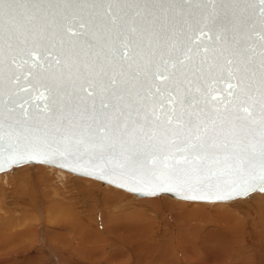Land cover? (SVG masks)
<instances>
[{"label":"snow or ice","instance_id":"6c2138e0","mask_svg":"<svg viewBox=\"0 0 264 264\" xmlns=\"http://www.w3.org/2000/svg\"><path fill=\"white\" fill-rule=\"evenodd\" d=\"M25 162L145 195L264 191V0H0V170Z\"/></svg>","mask_w":264,"mask_h":264},{"label":"rangeland","instance_id":"374dc122","mask_svg":"<svg viewBox=\"0 0 264 264\" xmlns=\"http://www.w3.org/2000/svg\"><path fill=\"white\" fill-rule=\"evenodd\" d=\"M29 168V169H28ZM17 169L19 170V169H28V170H31V171H37L38 169H42V171H40V172H38L37 173V177H36V175H35V177H33V179L31 178V179H25L24 181L27 183V189H26V192L24 193V195L23 194H17V193H15V191L12 193V195H10L9 194V213H11L12 215H14L16 218H19V219H17L16 220V222H18V221H20V223L21 224H24V225H29L30 223H31V225H32V229H33V226H34V229L36 230V228H37V226H35V224L33 225V223H34V220L32 219V215H34V212H36V203L38 202V201H40L41 203H43L42 204V210L41 211H46L47 209H48V204L49 203H56V202H58V203H56L57 204V206H58V209L59 210H61L62 211V208H63V205H64V207H65V209L63 208V211L64 210H68V209H70V210H72V212L73 213H75L77 216H79L80 218L79 219H81V222H83L84 224H86V225H88V223H89V228L87 227V229L88 230H90L89 231V233L91 232V235L93 234L94 236H90V238H91V240H90V238H89V240H90V243L91 242H97V241H99V243H100V245L99 246H96V247H93L94 249H92V248H89L88 247V245L90 244L89 242H87L86 244H84V243H82L81 244V246H80V248L78 247V249H81V248H84V250L86 251V250H88V252L87 253H91V252H93V253H91L92 255H91V257H92V259L91 260H86V259H84L83 258V261H82V259H80V258H78L77 256H76V254H73V253H70V254H72V255H70V254H68V252L67 253H64V254H62V256L64 257L63 259H61L62 257L59 255V253L58 252H60L59 250H55V249H59V247H56V248H54V244L52 245V243H50V242H54V241H51V239L50 240H48V238H46L45 240H39V237H38V233L34 236L36 239H37V241H36V244L35 245H37L36 246V249L35 250H33L32 251V247L30 248V249H28V247H27V249L26 248H24V247H21V248H19V249H14L13 251H9V252H12V253H9L8 255H6L5 257H3V258H1L2 260H5V259H7L6 261H7V263L5 262L4 263V261L2 262L1 261V259H0V264H65V262H66V264H70L72 261V263L71 264H76V263H78V264H85V263H87V264H96L98 261V263L97 264H106V263H104V261L103 260H107L108 259V257H110V256H113V257H115V258H117V259H115V260H119V259H125L127 256H129L130 254H129V252L128 251H130V248H132V247H130V245L127 243V242H125L124 241V244L125 245H123L122 243H123V241H118L117 239H116V237H117V232L115 231V229L116 228H120V229H122V228H124L125 226L127 227V228H130V227H135V226H139V225H145V228L144 227H142V230H145L146 231V233L145 234H148L149 236H147V239H148V241L147 242H152V241H154L155 239V241L156 242H158V246H161L160 248H164L165 247V249H163V250H165L166 251V249H169L170 247H171V244H172V240H174V239H172L173 238V236H174V238L175 239H177L178 238V240L179 241H182L183 239L181 238V237H183L184 239H186L187 240V238H189V242H192L195 238L196 239H200L199 241L200 242H204V239H206V233H205V231L207 232V230H209V229H212V228H210V227H213V225H212V222L210 223L209 222V220H207V223L204 221H202V220H200V219H196V218H194L193 216V218L191 217V219H190V217L188 218V219H183V218H175V215H176V213L178 212H181V211H184L183 209H181L180 207H177V206H173V205H165L163 208H161V209H155L153 206L152 207H150L151 205L149 204V201H152V200H157V201H160V202H162V200H167L168 201V199H171V200H173V198L174 197H171V196H168V195H160V196H154V197H141V198H136L134 195H132L131 193H129V192H127V191H125V190H122V189H119V188H117V189H119V190H122V191H124L125 192V194H124V196H122L121 198L123 199L122 201H121V198L119 197H117V196H114V195H111V194H107V193H105L104 192V188L106 187L105 185H107V186H112V185H109V184H103L102 182H100V181H98V180H95V179H91V178H86V177H82V176H77V175H73V174H71V173H69V172H67V171H64V170H61V169H58V168H54V167H51V166H47V165H44V164H34V165H31V164H25V165H22V166H19V167H16V168H13L11 171H6V172H2V173H0V182H1V180H2V178L8 173V176L12 179V181H13V178L15 177V173H16V171H17ZM61 175H66V177L68 178L67 180H65L64 181V186H61V184H60V176ZM62 180H64L65 178L62 176ZM36 179V180H35ZM33 180V181H32ZM48 182V184H55L56 186H57V188L59 189L58 191V193H56V194H54L55 192H53L52 191V189L51 190H49V188H48V186H46V182ZM17 182L19 183V179L17 180ZM96 183V184H95ZM99 183V184H98ZM62 184V185H63ZM16 184L15 183H12L11 184V188H10V190H12L13 188L15 189L16 188ZM36 186H37V188H36ZM116 188V187H115ZM27 190H28V192H27ZM123 192V193H124ZM256 194H258V195H256ZM255 194V196H251L250 198H249V200L248 199H245V198H238V199H235V200H232V201H229V202H198V201H186V200H183V201H186V202H189V203H191V202H193V203H195V204H202V205H205V207H204V209H202L201 210V214L203 215L202 217H204V216H206V217H208V216H212L213 215V213H215L216 211H218V210H216V209H214L216 206H213V205H215V204H219V203H225V204H227L226 206V209H228V207L229 208H231V209H228V210H230V211H233L234 213H236V214H238V216L241 218V219H243L244 220V222H243V225H246V226H244V231L246 230V232H247V229H253L254 228V231H255V229H256V231L255 232H257L256 234H255V236H254V232H252L251 230L249 231L248 230V232H252L253 233V235H252V233H251V235L253 236H249L250 237V240L251 241H249V243L247 242V240L246 239H244L242 236H243V234H238L237 235V237H235V240L234 241H241V239H244L243 241L244 242H246V243H248V244H246V246H244L243 248H241L242 250H241V254H234V256H232V257H237V256H239L240 257V255L242 256V251L244 250V252H246V254H247V256H246V254L243 252V254L245 255H243L244 257L243 258H249L248 259V261H247V264H257V262L259 261V260H261L262 261V259H263V264H264V237H263V233H264V218L261 216V214L259 213L260 211H263L264 210V204H262V201H260V199H261V196H263L264 197V194H262V193H256ZM111 195V197H109ZM36 196H38V197H36ZM20 197H22V200H20V201H17V203H16V201L15 200H18ZM34 197H36L35 199H34V203L33 204H31L30 202H31V200L34 198ZM162 197V198H161ZM171 197V198H170ZM256 197H257V199H256ZM116 199V200H113V199ZM118 198V199H117ZM125 198V199H124ZM159 198V199H158ZM161 198V199H160ZM168 198V199H167ZM258 198H260L259 199V201H257L258 200ZM120 199V200H119ZM129 199V200H128ZM176 199H178V198H176ZM256 199V200H255ZM117 200H119V201H117ZM180 200H182V199H180ZM243 200V201H242ZM252 200V201H251ZM107 201V202H106ZM239 201H241V203L239 202ZM234 202H238V205H237V203L236 204H234ZM250 202V203H249ZM259 202V203H258ZM116 203V204H115ZM146 203V204H145ZM247 203H249V204H247ZM6 204L8 205V203L6 202ZM114 204H115V206H114ZM148 204V205H147ZM224 204V205H225ZM232 204V205H231ZM234 204V205H233ZM241 204H242V206H241ZM245 204V205H244ZM251 204V205H250ZM256 204V205H255ZM262 204V205H261ZM229 205V206H228ZM62 206V207H61ZM213 206V207H212ZM238 206V207H237ZM244 206V207H243ZM251 206V207H250ZM257 206L259 207V208H257ZM112 207V208H111ZM120 207H121V209H120ZM139 207H141V208H139ZM143 207V208H142ZM170 207V208H169ZM171 207H172V209H171ZM174 207V208H173ZM208 207H210L209 209H208ZM243 207V208H242ZM140 210H144L145 211V213L148 215V217L150 218H146V217H144L143 219H138L137 217H138V215H134L133 214V212L134 213H137L136 211H139V209ZM207 208V209H206ZM214 209V211H213V213H212V211L211 210H213ZM237 208V209H236ZM253 208V209H252ZM255 208V209H254ZM112 209H114V210H112ZM132 209V210H131ZM152 209V212L150 213V210ZM235 209V210H234ZM244 210V211H248V213H246L245 215L246 216H244L242 213H244V211H242V210ZM251 209V210H250ZM258 209L260 210V211H258ZM149 210V211H148ZM158 210V211H157ZM173 210V211H172ZM177 210V211H176ZM209 212H208V211ZM75 211V212H74ZM156 211V212H155ZM168 213V214H172V216L174 217H171V215H170V217L168 216V215H164L163 214V212L164 213H166V212ZM239 211V212H238ZM254 211H255V213H254ZM129 212H130V214H129ZM149 212V213H148ZM158 212V213H157ZM171 212V213H170ZM226 212H227V210H226ZM79 215H78V214ZM177 213V214H178ZM257 213V214H256ZM151 214V215H150ZM153 214V215H152ZM201 214L199 215V217H201ZM39 215V214H38ZM117 215H119V217H120V219H119V217L117 216ZM131 215V216H130ZM135 217H134V216ZM162 215H164V216H162ZM250 215V216H249ZM84 216V217H83ZM153 216V217H152ZM161 216V217H160ZM248 216V217H247ZM115 217V218H114ZM116 217H118L117 219H116ZM132 217L133 218H136V219H132ZM160 217V218H159ZM162 217H164V220H163V222H162V220L161 219H163ZM169 217V218H168ZM246 217H247V219L249 218H253L254 219V221L255 220H257V222H253L252 221V219L251 220H247L246 219ZM130 218V219H129ZM157 218H158V220H157ZM166 218V219H165ZM138 219V220H137ZM160 219V220H159ZM178 219V220H177ZM194 219H196V221H194ZM207 219V218H206ZM117 220V221H116ZM119 220H121V221H119ZM128 220H129V222H128ZM135 220V221H134ZM143 220H146V221H143ZM171 220V222L169 223V221ZM174 220V221H173ZM180 220V221H179ZM189 220V221H188ZM193 220V221H192ZM242 220V221H243ZM248 222H247V221ZM259 220H260V223H262V224H259L258 222H259ZM86 221V222H85ZM137 221H139V222H137ZM162 222V223H160V222ZM178 221V222H177ZM246 221V222H245ZM253 223H252V222ZM90 222H91V224H90ZM131 222H133V223H131ZM136 222V223H135ZM141 222V223H140ZM145 224H144V223ZM147 222V223H146ZM164 222H166V223H164ZM176 222H177V224H176ZM187 224H186V223ZM190 222V223H189ZM197 222V223H196ZM107 225H106V224ZM115 223V224H114ZM117 223V224H116ZM157 223V224H156ZM159 223V224H158ZM165 224V228H164V224ZM168 223H169V225H168ZM178 223H179V225H181L182 223V225L185 227V229H184V227L181 225V227H178L179 225H178ZM192 223H194V224H192ZM199 223V224H198ZM205 223L206 224H208V226L206 227L205 226ZM250 223H252V224H250ZM255 223H258V224H255ZM192 224V225H191ZM202 224V225H201ZM248 224V225H247ZM92 225H95V226H92ZM109 225V226H108ZM147 225V226H146ZM154 225V226H153ZM159 225V226H158ZM167 225V226H166ZM199 225H200V227H199ZM253 225V226H252ZM261 225V228H260V230H261V232L259 233L258 231H259V226ZM52 226V225H51ZM49 227V228H51L52 230H54V231H58V233L59 234H61V238L62 239H59V237H58V240L60 241L61 240V242H64V244H70V237H68V236H70V234H73L72 232H70L69 230L71 229V227H66V226H68V224H64V226H59L62 230H63V228H64V230L62 231L61 229L59 230V227H54V228H52V227ZM70 226V225H69ZM153 226V227H152ZM174 226V227H173ZM187 226H189V227H187ZM191 226H193V227H191ZM197 226V227H196ZM256 226V227H255ZM94 227V228H93ZM154 227H155V229H154ZM158 227V228H157ZM195 227V228H194ZM198 227H199V229H198ZM247 227H249V228H247ZM257 227H258V229H257ZM16 228V227H15ZM29 228H31V226H29ZM93 228V229H92ZM104 228H106V229H104ZM170 228V229H169ZM173 228H175V229H173ZM176 228L178 229V228H180V229H178L177 231H176ZM189 228V229H188ZM196 228L198 229L197 230V232L195 231H193V230H196ZM205 230H204V229ZM33 229V230H34ZM98 229V230H97ZM159 229V230H158ZM162 229V230H161ZM173 229V230H172ZM204 231H203V230ZM207 229V230H206ZM101 230V231H100ZM108 230V231H107ZM113 230V231H112ZM151 230H153V233H151L152 231ZM157 230V231H156ZM165 230V232H167V233H163V232H161V231H164ZM187 230V231H186ZM262 230H263V233H262ZM150 231V232H149ZM159 231V232H158ZM170 231V232H169ZM172 231V232H171ZM185 231H186V233H189L187 236L185 235ZM188 231H191V232H188ZM67 232V233H66ZM107 232V233H106ZM115 232V233H114ZM169 232V233H168ZM180 232V233H179ZM194 234H193V233ZM204 232V233H203ZM67 236H65L64 234ZM171 233V235H169ZM198 234V237H197V234ZM108 236H107V235ZM181 234H184V235H181ZM153 235H154V237H153ZM163 235H165L164 237H162ZM175 235H177V236H175ZM193 235H196V236H193ZM242 235V236H241ZM258 235V236H257ZM259 235H261L262 237H260ZM159 236H161V238H162V241H161V238L159 237ZM166 236H169V238L168 237H166ZM179 236V237H178ZM202 237V239H201V237ZM208 236V235H207ZM241 236V237H240ZM33 237V238H34ZM94 237H96V238H94ZM104 237V238H103ZM107 237V238H106ZM112 237V238H111ZM240 237V238H239ZM256 237V239L258 240V238H259V240H258V243H256L257 241H255L256 239H254ZM33 238H31L30 237V239L29 240H31L32 241V239ZM57 238V237H56ZM65 238H69V239H65ZM95 239V241H94V239ZM111 238V239H110ZM236 238H238V239H236ZM93 239V240H92ZM106 239H108L109 240V242H108V240L106 241ZM158 239V240H157ZM160 239V240H159ZM168 239V240H167ZM172 239V240H171ZM252 239H253V241H252ZM261 239V240H260ZM263 239V240H262ZM47 240H48V242H47ZM63 240V241H62ZM102 240H103V243H102ZM150 240V241H149ZM57 241V240H56ZM112 241V242H111ZM160 241V242H159ZM165 241H167L166 243H165ZM170 243H169V242ZM183 241H185V240H183ZM206 241V240H205ZM260 241V242H259ZM261 241H263V242H261ZM40 242H42V243H40ZM69 242V243H68ZM106 242H108V244L106 243ZM188 242V241H187ZM195 242V241H194ZM198 242V241H197ZM229 242V243H228ZM40 243V244H39ZM45 243V244H44ZM228 243V244H227ZM227 245H223L224 247H228V248H230L232 245H230L229 246V244H232V242L230 243V241L228 240L227 241ZM28 244V243H27ZM39 244V245H38ZM48 244V245H47ZM107 244V245H106ZM29 245H31V244H29ZM41 245V246H40ZM45 246V248H49V249H52L53 250V252H55L54 254V258H51V259H42L41 258V260L42 261H40V258L38 257V255L41 253V251H42V246ZM53 247H52V246ZM76 245V244H75ZM129 245V246H128ZM28 246V245H27ZM102 246V247H101ZM116 247V248H115ZM128 247V248H127ZM130 247V248H129ZM238 247H240V245H238V244H234V249H237ZM248 247L249 248H253V249H249L250 251H247L248 250ZM39 248V249H38ZM77 248V247H76ZM86 248V249H85ZM102 248V249H101ZM114 248V249H113ZM44 249V248H43ZM108 249V250H107ZM112 249V250H111ZM233 249V250H234ZM247 249V250H246ZM257 249V250H256ZM258 249L260 250V251H258ZM39 250V251H38ZM55 250V251H54ZM97 250V251H96ZM105 250V251H104ZM127 250V251H126ZM252 250V251H251ZM35 251V252H34ZM101 251V253H99V252ZM106 251H108V252H106ZM36 254H34V253ZM39 252V253H38ZM57 252V253H56ZM254 252V253H253ZM260 252H261V254H260ZM262 252H263V255H262ZM106 253L108 254V255H106ZM122 253H125L126 255L124 256V257H121V254ZM251 253V254H250ZM253 253V254H252ZM257 253V254H256ZM101 254H103V255H101ZM116 254H118V255H116ZM260 256H259V255ZM34 255V256H33ZM67 255H69L68 257L69 258H67ZM252 255L254 256L253 257V259L252 258H250V257H252ZM262 255V256H261ZM65 256H66V258H67V260H66V258H65ZM71 256V257H70ZM90 256V255H89ZM119 256V257H118ZM250 256V257H249ZM7 257V258H6ZM34 257H36V258H39V260L38 259H35ZM56 257V258H55ZM77 257V258H76ZM71 258V259H70ZM94 258H96V259H98L97 261H95L94 260ZM119 258V259H118ZM255 258V259H254ZM258 258V259H257ZM261 258V259H260ZM65 259V260H64ZM71 261H70V260ZM73 259V260H72ZM99 259H101V260H99ZM103 259V260H102ZM47 260V261H46ZM75 260V261H74ZM77 260H79V261H77ZM251 260V261H250ZM58 261V262H57ZM65 261V262H64ZM88 261V262H87ZM69 262V263H68ZM81 262H83V263H81ZM89 262H91V263H89ZM128 262V261H127ZM252 262H254V263H252Z\"/></svg>","mask_w":264,"mask_h":264},{"label":"bare ground","instance_id":"6f19581e","mask_svg":"<svg viewBox=\"0 0 264 264\" xmlns=\"http://www.w3.org/2000/svg\"><path fill=\"white\" fill-rule=\"evenodd\" d=\"M29 169V168H28ZM28 169H17L16 173H15V177L13 178V181L12 179L8 176V173L2 178L1 182H0V259L5 257L6 255H8L9 253H12V252H9V251H13L14 249H19L21 247H24L27 249H30L32 247V251L36 249V241L37 239L34 237L37 233H38V237H39V240H45L46 238H48V240L51 239V241H54V242H50L52 243V245L54 244V248L56 247H59V249H55V250H59L60 252L59 255L62 257L61 259H63L64 257L62 256V254L64 253H67L70 254V253H73V254H76V256L80 259H82L83 261V258L86 259V260H91L92 257H91V253H87L88 250H84V248H81V249H78V247L80 248L81 244L84 243L86 244L87 242L90 243V236H94L93 234L91 235V232L89 233L90 230L87 229V227L89 228V223L88 225L84 224L83 222H81V219H79L80 217L77 216L75 213L72 212V210L70 209H66L63 211V208L65 209L64 205H63V208H62V211L58 209V206L56 203H49L48 204V209L44 212V211H41L43 208H42V204L40 201H38L36 203V212H34V215H32V219L34 220V223L33 225L35 224V226H37L36 230L34 229V226H33V229H32V225L31 223L29 225H24V224H21L20 221L16 222L17 219L19 218H16L14 215H12L11 213H9V194L12 195V193L15 191V193L17 194H23L26 192V189H27V183L24 181L25 179H33V177H37V173L42 171V169H38L37 171H31V170H28ZM41 173V172H40ZM62 176L65 178L64 180H62ZM19 179V183L17 182V180ZM68 178L66 177V175H61L60 176V184L61 186H64V181L67 180ZM36 180V179H35ZM33 181V180H32ZM46 182V181H45ZM12 183H15L17 186L16 188L10 190L11 188V184ZM56 184V183H55ZM55 184H48V182H46V186H48L49 190L52 189L53 192H55L54 194L58 193L59 189L57 188V186ZM63 184V185H62ZM96 184V183H95ZM99 184V183H98ZM106 187L104 188V192L107 193V194H111V195H114V196H117L118 198L124 196L125 192L122 191V190H119L117 189V187L115 188L114 186H107L105 185ZM37 188V186H36ZM28 192V190H27ZM124 192V193H123ZM256 193H253L251 194L250 196H248L247 198L245 199H248L253 195L255 196ZM111 195L109 197H111ZM258 195V194H256ZM38 197V196H36ZM34 197L32 200H31V204L34 203V199L36 198ZM117 198V199H118ZM162 198V197H161ZM160 198V199H161ZM171 198V197H170ZM113 199V198H112ZM125 199V198H124ZM159 199V198H158ZM168 199V198H167ZM257 199V197H256ZM255 199V200H256ZM260 198H258L257 201H259ZM22 200V197H20L18 200H15L16 203L17 201H20ZM113 200H116V199H113ZM120 200V199H119ZM117 200V201H119ZM123 199L121 198V201ZM129 200V199H128ZM243 201V200H242ZM252 201V200H251ZM260 201H262V204H264V197L261 196V199ZM259 201V202H260ZM6 202L8 203V205L6 204ZM107 202V201H106ZM241 203V201H239ZM258 202V203H259ZM238 205V202H234V204ZM250 203V202H249ZM247 203V204H249ZM59 204V203H58ZM116 204V203H115ZM114 204V206H115ZM146 204V203H145ZM149 204L151 205L150 207H154L155 209H161L163 208L165 205H175L177 207H180L181 209H183L184 211H181V212H177L176 215H175V218H183V219H188L190 217L193 216L194 218L196 219H200L202 220L203 222L205 221L207 223V220H209V222L211 221L212 222V225L213 227H210L212 229H209L207 230V232L205 231L206 233V239H204V242H200L199 240L200 239H194L192 242H189V238L184 239L183 237H181L183 240L185 241H179L178 238L175 239L174 236L172 239V244H171V247L169 249H165V247L162 249L160 248L161 246H158V242H156L155 240L152 241V242H147L148 239H147V236H149L148 234H145L146 231L145 230H142V227L145 228V225H139V226H135V227H130V228H127L126 226L122 229L120 228H116L115 231L117 232V237L116 239L118 241H123V245L124 244V241L127 242L130 247V251L129 252V256H127L125 259H119V260H115L117 258L113 257V256H110L108 257L107 260H103L104 263L106 264H247V261L249 258H243L245 255L243 254L244 250L242 251V256L240 255L239 256H235V257H232L234 256V254H241V248H243L244 246H246V244L249 243L250 240V237L253 235L252 232H254V236L257 232L256 229L254 231V228L253 229H250L252 232H248L249 229H247V232L246 230L244 231V226L246 225H243V222L244 220L241 219L238 214L234 213L233 211H230L228 209H231L228 207V209H226V205L227 204H215L213 206H216L214 209L218 210L216 211L215 213H213L214 209L211 210L213 215L212 216H204L202 217L203 215L201 214V210L204 209L205 205H202V204H195L193 202L189 203V202H186V201H183V200H180V199H176V198H173V200L171 199H168L167 200H162V202L160 201H157V200H152V201H149ZM233 204V205H234ZM261 204V205H262ZM148 205V204H147ZM232 205V204H231ZM245 205V204H244ZM251 205V204H250ZM256 205V204H255ZM174 206V207H175ZM212 206V207H213ZM242 206V204H241ZM264 206V205H263ZM62 207V206H61ZM173 207V208H174ZM238 207V206H237ZM244 207V206H243ZM242 207V208H243ZM251 207V206H250ZM112 208V207H111ZM141 208V207H139ZM138 208V209H139ZM143 208V207H142ZM170 208V207H169ZM210 207H208L209 209ZM257 208H259L257 206ZM121 209V207H120ZM172 209V207H171ZM207 209V208H206ZM237 209V208H236ZM253 209V208H252ZM255 209V208H254ZM114 210V209H112ZM132 210V209H131ZM227 210V212H226ZM235 210V209H234ZM242 210V209H241ZM251 210V209H250ZM149 211V210H148ZM158 211V210H157ZM173 211V210H172ZM177 211V210H176ZM208 211V210H207ZM244 211V210H242ZM258 211H260L258 209ZM137 213H134V215H138V219H143L144 217H146L147 219L149 218L148 215L145 213L144 210H140L139 211H136ZM152 212V209L150 210V213ZM156 212V211H155ZM166 212V211H165ZM168 212V211H167ZM164 213V215H168L170 217H173L172 214H168V213ZM209 212V211H208ZM239 212V211H238ZM149 213V212H148ZM158 213V212H157ZM171 213V212H170ZM248 213V211H244V213H242L244 216H246L245 214ZM255 213V211H254ZM261 214V216L264 218V210L263 211H260L259 212ZM39 214V215H38ZM130 214V212H129ZM201 214V217H199V215ZM257 214V213H256ZM133 215V216H134ZM151 215V214H150ZM153 215V214H152ZM162 215V216H164ZM119 217V215H117ZM131 216V215H130ZM250 216V215H249ZM84 217V216H83ZM116 217V219L118 218ZM135 217V216H134ZM153 217V216H152ZM161 217V216H160ZM159 217V218H160ZM168 217V218H169ZM192 217V218H193ZM248 217V216H247ZM246 217V219H247ZM82 218V217H81ZM115 218V217H114ZM163 220H164V217H162ZM174 218V217H173ZM207 218V219H206ZM120 219V217H119ZM130 219V218H129ZM132 219H136V218H133ZM137 219V220H138ZM150 219V218H149ZM166 219V218H165ZM196 219H194V221H196ZM253 222H257V220L254 221L253 218H248L247 220H251ZM158 220V218H157ZM160 220V219H159ZM178 220V219H177ZM243 220V221H242ZM246 220V221H247ZM117 221V220H116ZM121 221V220H119ZM135 221V220H134ZM143 221H146V220H143ZM174 221V220H173ZM180 221V220H179ZM189 221V220H188ZM193 221V220H192ZM245 221V222H246ZM247 221V222H248ZM251 221V222H252ZM86 222V221H85ZM129 222V220H128ZM139 222V221H137ZM160 222V221H159ZM160 222V223H162ZM171 222V220L169 221V223ZM178 222V221H177ZM176 222V224H177ZM210 222V223H211ZM250 222V221H249ZM252 222V223H253ZM133 223V222H131ZM136 223V222H135ZM141 223V222H140ZM144 223V222H143ZM147 223V222H146ZM166 223V222H164ZM163 223V224H164ZM168 223V225H169ZM172 223V222H171ZM186 223V222H185ZM190 223V222H189ZM197 223V222H196ZM205 223V226L207 227L208 224ZM250 223V224H252ZM259 224H262L260 223V220L258 222ZM258 223H255V224H258ZM64 224H68V226H66L67 228L68 227H71V229L69 230L70 232H72L73 234H70V239L69 238H65V239H69L70 240V244H64V242H61V240L59 241L58 240V237L59 239H62L61 238V234L58 233V231H54L52 230L51 228H49L51 225L52 228H56V227H59V226H64ZM91 224V222H90ZM106 224V223H105ZM115 224V223H114ZM117 224V223H116ZM145 224V223H144ZM157 224V223H156ZM159 224V223H158ZM183 224V223H182ZM181 224V225H182ZM187 224V223H186ZM194 224V223H192ZM191 224V225H192ZM199 224V223H198ZM70 225V226H69ZM107 225V224H106ZM179 225V223H178ZM181 225H179L178 227H181ZM202 225V224H201ZM248 225V224H247ZM263 225V224H262ZM29 226H31V228H29ZM92 226H95V225H92ZM109 226V225H108ZM147 226V225H146ZM154 226V225H153ZM152 226V227H153ZM159 226V225H158ZM167 226V225H166ZM170 226V225H169ZM183 226V225H182ZM253 226V225H252ZM16 227V228H15ZM65 227V226H64ZM174 227V226H173ZM184 227V226H183ZM189 227V226H187ZM193 227V226H191ZM197 227V226H196ZM200 227V225H199ZM198 227V229H199ZM256 227V226H255ZM94 228V227H93ZM92 228V229H93ZM158 228V227H157ZM164 228H165V224H164ZM195 228V227H194ZM249 228V227H247ZM261 228V225L259 226V233L261 232L260 230ZM61 228L59 227V230ZM69 229V228H68ZM106 229V228H104ZM155 229V227H154ZM170 229V228H169ZM175 229V228H173ZM172 229V230H173ZM180 229V228H178ZM176 228V231L178 230ZM185 229V227H184ZM189 229V228H188ZM196 228V230H193L194 232L198 230ZM204 229V228H203ZM202 229V230H203ZM258 229V227H257ZM62 230V229H61ZM64 230V228H63ZM62 230V231H63ZM98 230V229H97ZM159 230V229H158ZM162 230V229H161ZM205 230V229H204ZM203 230V231H204ZM249 230V231H250ZM264 230V229H263ZM263 230H262V233H263ZM101 231V230H100ZM108 231V230H107ZM113 231V230H112ZM153 233V230H151ZM157 231V230H156ZM187 231V230H186ZM185 231V235L189 234V233H186ZM150 232V231H149ZM159 232V231H158ZM161 232H165L164 231H161ZM170 232V231H169ZM168 232V233H169ZM172 232V231H171ZM188 232H191V231H188ZM67 233V232H66ZM107 233V232H106ZM115 233V232H114ZM167 233V232H165ZM180 233V232H179ZM193 233V232H192ZM204 233V232H203ZM252 233V235H251ZM64 234V233H63ZM194 234V233H193ZM197 234V233H196ZM240 235V234H243V238L247 240L248 243L244 242L243 240L244 239H241V241H234L235 240V237H237V235ZM65 235V234H64ZM107 235V234H106ZM171 235V233L169 234ZM181 235H184V234H181ZM186 235V236H187ZM208 235V236H207ZM238 235V236H239ZM66 236V235H65ZM108 236V235H107ZM165 235H163L162 237H164ZM177 236V235H175ZM193 236H196V235H193ZM240 236V237H241ZM250 236V237H249ZM258 236V235H257ZM260 237H262L261 235H259ZM31 238V240H29ZM57 237V238H56ZM67 237V236H66ZM150 237V236H149ZM154 237V235H153ZM161 238V236H159ZM169 238V236H166ZM179 237V236H178ZM197 237H198V234H197ZM201 237V236H200ZM239 237V238H240ZM253 237V236H252ZM251 237V238H252ZM259 237V238H260ZM263 237H264V233H263ZM90 238V240H89ZM96 238V237H94ZM93 238V239H94ZM104 238V237H103ZM107 238V237H106ZM112 238V237H111ZM110 238V239H111ZM258 238V240H259ZM92 239V240H93ZM97 239V238H96ZM202 239V237H201ZM238 239V238H236ZM256 239V237L254 238ZM47 240V242H48ZM57 240V241H56ZM108 239H106L107 241ZM158 240V239H157ZM160 240V239H159ZM168 240V239H167ZM206 240V241H205ZM230 241V243L232 242V244H229L232 245L230 248H228L227 244V241ZM239 240V239H238ZM258 240L256 239L255 241H257L256 243H258ZM261 240V239H260ZM263 240V239H262ZM63 241V240H62ZM95 241V239H94ZM150 241V240H149ZM161 241H162V238H161ZM188 241V242H187ZM195 241V242H194ZM198 241V242H197ZM253 241V239H252ZM109 242V240H108ZM108 242H106L108 244ZM112 242V241H111ZM160 242V241H159ZM167 241H165L166 243ZM169 242V241H168ZM260 242V241H259ZM263 242V241H261ZM28 243V244H27ZM42 243V242H40ZM39 243V244H40ZM69 243V242H68ZM102 243H103V240H102ZM170 243V242H169ZM227 243V244H226ZM264 243V242H263ZM31 244V245H29ZM38 244V245H39ZM45 244V243H44ZM76 244V245H75ZM106 244V245H107ZM234 244H238L240 245V247H238L237 249H234ZM28 245V246H27ZM48 245V244H47ZM51 245V246H52ZM100 243L99 241L97 242H91L88 247L89 248H92L94 249L93 247H96V246H99ZM109 245V244H108ZM128 245V246H129ZM223 245H227L226 247H224ZM264 245V244H263ZM41 246V245H40ZM53 247V246H52ZM77 247V248H76ZM102 247V246H101ZM44 248V249H43ZM116 248V247H115ZM128 248V247H127ZM39 249V248H38ZM86 249V248H85ZM102 249V248H101ZM114 249V248H113ZM234 249V250H233ZM249 249H253L252 247L249 248L248 247V250L247 251H250ZM54 250V251H55ZM108 250V249H107ZM112 250V249H111ZM257 250V249H256ZM39 251V250H38ZM97 251V250H96ZM105 251V250H104ZM127 251V250H126ZM252 251V250H251ZM258 251H260L258 249ZM35 252V251H34ZM33 252V253H34ZM99 252V251H98ZM108 252V251H106ZM39 253V252H38ZM55 252H53L52 249H49L48 247L45 248V246L43 245L42 246V251L41 253L38 255V257L40 258V261L41 258L42 259H51V258H54V254ZM57 253V252H56ZM101 253V251L99 252ZM246 254V252H244ZM254 253V252H253ZM252 253V254H253ZM35 254V253H34ZM251 254V253H250ZM257 254V253H256ZM261 254V252H260ZM36 255V254H35ZM72 255V254H70ZM90 255V256H89ZM103 255V254H101ZM106 255H108L106 253ZM118 255V254H116ZM126 254L125 253H122L121 254V257H124ZM244 255V256H243ZM259 255V254H258ZM262 255H263V252H262ZM261 255V256H262ZM34 256V255H33ZM69 255H67V258ZM93 256V255H92ZM247 256V254H246ZM260 256V255H259ZM264 256V255H263ZM71 257V256H70ZM76 257V258H77ZM119 257V256H118ZM250 257V256H249ZM253 255L252 258L253 259ZM7 258V257H6ZM35 259H38L39 258H36L34 257ZM56 258V257H55ZM66 258V256H65ZM66 258V260H67ZM71 259V258H70ZM69 259V260H70ZM255 259V258H254ZM258 259V258H257ZM261 259V258H260ZM7 259L5 260H2L1 261L4 263ZM65 260V259H64ZM73 260V259H72ZM95 261H97L98 259L94 258ZM101 260V259H99ZM47 261V260H46ZM68 261V260H67ZM71 261V260H70ZM75 261V260H74ZM79 261V260H77ZM128 261V262H127ZM251 261V260H250ZM58 262V261H57ZM65 262V261H64ZM73 262V261H72ZM71 262V263H72ZM88 262V261H87ZM99 262V261H98ZM97 262V263H98ZM3 263V264H4ZM69 263V262H68ZM70 263V264H71ZM83 263V262H81ZM91 263V262H89ZM96 263V264H97ZM254 263V262H252ZM66 264V262H65ZM75 264V263H74ZM78 264V263H76ZM87 264V263H85ZM92 264V263H91ZM257 264H263V259L262 261L259 260L257 262Z\"/></svg>","mask_w":264,"mask_h":264},{"label":"water","instance_id":"95a60500","mask_svg":"<svg viewBox=\"0 0 264 264\" xmlns=\"http://www.w3.org/2000/svg\"><path fill=\"white\" fill-rule=\"evenodd\" d=\"M229 83H231V81L225 80V82L223 84H220L218 86V89H219V92H220L221 95H220V99L217 100L216 103H221L223 100H226L228 98L227 97V91H229L230 89H228L227 85ZM42 91H43L42 89H33L30 92L29 97H30V103L31 104L39 105L40 107H43V105L46 103V101L41 98ZM25 164H31V165H34V164H44V165H47V166H51V167H54V168H58V169L67 171V172H69V173H71L73 175H77V176H82V177H86V178L95 179V180H98V181L102 182L103 184H109V185H112V186L117 187L119 189L125 190V191L131 193L132 195H134L136 198H141V197H154V196H160V195H168V196H171V197H174V198H178V199H182V200H186V201H198V202H229V201H232V200H235V199H238V198H247L248 196H250L253 193H262V194H264V191L260 190L259 188H256L255 190H252V191L248 192L246 195L232 197V198H230L228 200H211V199H209V200H199V199L193 200V199L187 198L185 195L175 194V193L167 192V191L157 192L154 195H145V194H142V193L133 192L129 188L120 187L119 184H113L111 182L103 181V180L99 179L96 176H89V175H85V174L80 173V172H75V171H72L70 169L63 168V167H61L59 165V163L25 162V163L17 164L15 166L11 167V168H6L4 170H0V173L6 172V171H11L13 168H16V167H19V166H22V165H25Z\"/></svg>","mask_w":264,"mask_h":264}]
</instances>
